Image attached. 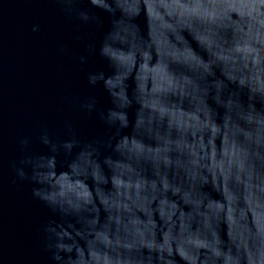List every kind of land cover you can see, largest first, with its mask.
I'll use <instances>...</instances> for the list:
<instances>
[{
  "label": "water",
  "instance_id": "95a60500",
  "mask_svg": "<svg viewBox=\"0 0 264 264\" xmlns=\"http://www.w3.org/2000/svg\"><path fill=\"white\" fill-rule=\"evenodd\" d=\"M0 264H264V0H0Z\"/></svg>",
  "mask_w": 264,
  "mask_h": 264
}]
</instances>
